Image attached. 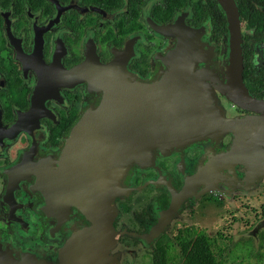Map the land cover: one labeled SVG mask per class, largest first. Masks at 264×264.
Returning <instances> with one entry per match:
<instances>
[{
    "label": "flooded vegetation",
    "instance_id": "af4514ba",
    "mask_svg": "<svg viewBox=\"0 0 264 264\" xmlns=\"http://www.w3.org/2000/svg\"><path fill=\"white\" fill-rule=\"evenodd\" d=\"M234 1L240 83L216 0H0V264H58L64 246L95 224L88 248L96 264H191L192 251L201 264V237L212 239L209 258L219 250L199 218L255 194L264 216V0ZM176 17L198 29L203 48L194 138L129 169L110 200L106 234L102 170L121 159L106 157L105 130L102 140H83L95 137L90 125L63 150L107 88L120 85L113 73L154 81L171 38L151 23ZM90 56L101 65L119 59L120 69L78 68Z\"/></svg>",
    "mask_w": 264,
    "mask_h": 264
},
{
    "label": "water",
    "instance_id": "95a60500",
    "mask_svg": "<svg viewBox=\"0 0 264 264\" xmlns=\"http://www.w3.org/2000/svg\"><path fill=\"white\" fill-rule=\"evenodd\" d=\"M216 1L227 20L228 34L230 31L233 37L231 60L233 69L238 73V83H240L242 64L238 33L239 12L234 0ZM63 10H59L58 17L61 16ZM177 21L176 17L174 23H151L157 33L171 38L167 54L163 59L164 63L161 66L162 70L154 81L149 84L128 83L123 79V76L120 78L119 74L113 73L112 80L120 82V85L113 86L111 89L107 88L105 100L84 115L91 116V120L84 121V119L76 124L67 139V144H65L64 155L69 148V139L77 138L80 127L94 126L95 128H92L91 131L96 132L95 137L83 138V140L96 142L99 139L102 140L103 136L100 138L98 133L105 130V148L109 149L106 151V157L111 151L114 157L121 159L120 163H116L115 170L109 168V162H106L105 169L102 170L106 174V183L104 184L105 214L107 216L104 228L106 234L112 230L110 216L113 211L110 200L119 193V180L125 177L129 169L134 165L147 166L157 156L176 150L194 138L191 128L197 125L194 119L195 111L198 110L196 107L200 91L196 86L199 85L196 77H200L202 74V71H195V69L202 61L200 53L203 48L198 38V29L191 27L189 23H177ZM173 40L175 42H172ZM227 50L229 52V48ZM91 54L95 56L96 53ZM92 56L88 57V62L82 63L78 68H85L91 62L89 67L92 68L108 66L110 71L120 69L116 64L120 62L119 59L113 61L111 65H101L99 60ZM122 66H124L123 63H121V68ZM135 108L137 118L134 117ZM112 172L113 174H111ZM113 176H117L116 185L109 183ZM164 227L162 225L159 229ZM261 227L264 229V218L261 221ZM94 229H97L96 224L82 230L79 236L72 238L62 249L58 264H96L94 261L98 259L92 256L93 250L88 248L90 243L88 238ZM11 261L7 263L19 264L16 260L15 262ZM28 261L30 260L26 258V263ZM36 264L49 263L38 261Z\"/></svg>",
    "mask_w": 264,
    "mask_h": 264
},
{
    "label": "rangeland",
    "instance_id": "374dc122",
    "mask_svg": "<svg viewBox=\"0 0 264 264\" xmlns=\"http://www.w3.org/2000/svg\"><path fill=\"white\" fill-rule=\"evenodd\" d=\"M250 196L252 200L238 198L230 204L222 201L215 214L198 219L209 234L217 236L222 264H264V256L260 257L264 255V239L259 237L264 231L261 227L264 216L263 212H255L260 210V199H256V194ZM256 229L259 231L255 233Z\"/></svg>",
    "mask_w": 264,
    "mask_h": 264
},
{
    "label": "trees",
    "instance_id": "16d2710c",
    "mask_svg": "<svg viewBox=\"0 0 264 264\" xmlns=\"http://www.w3.org/2000/svg\"><path fill=\"white\" fill-rule=\"evenodd\" d=\"M217 20L219 21V26H221V29L219 31V34L221 31H225L226 30V25H225V16H224V13L219 9L218 7V14H217ZM180 237V236H179ZM259 237L261 240L264 239V231H262L261 233H259ZM202 238V246H201V259H200V263L201 264H222V260L220 258H215V257H212L210 256L209 258V249H208V243L210 244L211 243V240L210 238H206V237H201ZM219 255H222L221 253V250H219ZM188 257H191V258H188L190 261H191V264H199V259L198 257L196 258L195 256V252L192 251L190 253H187ZM264 255H261L260 254V257L262 258ZM198 259V260H197ZM249 264H263L261 262H256V263H249Z\"/></svg>",
    "mask_w": 264,
    "mask_h": 264
}]
</instances>
